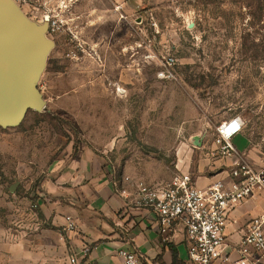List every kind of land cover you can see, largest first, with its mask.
<instances>
[{
	"label": "rangeland",
	"instance_id": "374dc122",
	"mask_svg": "<svg viewBox=\"0 0 264 264\" xmlns=\"http://www.w3.org/2000/svg\"><path fill=\"white\" fill-rule=\"evenodd\" d=\"M117 1L11 0L47 45L45 108L0 126V264H27L47 184L81 150L133 196L195 173L233 116L264 149V0ZM167 58L173 80L157 77Z\"/></svg>",
	"mask_w": 264,
	"mask_h": 264
},
{
	"label": "crops",
	"instance_id": "0c3cea01",
	"mask_svg": "<svg viewBox=\"0 0 264 264\" xmlns=\"http://www.w3.org/2000/svg\"><path fill=\"white\" fill-rule=\"evenodd\" d=\"M123 1H117L118 5L126 0ZM231 143L237 156H222L214 141L202 142V152L207 157L195 173L184 172L191 174L198 188L206 189L216 182L230 187L228 169L239 160H246L255 169L264 167V149L260 150L243 132ZM66 165L67 173L58 177L60 183L47 184V196L53 201L40 203V211H34L38 233L26 255H22L27 264H68L72 255H77L83 264H120L121 250L136 253L140 264H187L180 226H175L165 241L156 214L137 204L136 194L118 192L101 164L82 150ZM262 212L264 192L232 210L226 229L228 242H239L248 221ZM65 216L74 218L75 231L63 230ZM41 223L46 227L39 228ZM85 248H89L86 255Z\"/></svg>",
	"mask_w": 264,
	"mask_h": 264
},
{
	"label": "built area",
	"instance_id": "2783aa9c",
	"mask_svg": "<svg viewBox=\"0 0 264 264\" xmlns=\"http://www.w3.org/2000/svg\"><path fill=\"white\" fill-rule=\"evenodd\" d=\"M174 64L173 58L162 60L157 77L173 80ZM233 124L237 125L234 129ZM244 126L238 115L219 124L214 142L222 156L238 155L231 141ZM228 177L230 187L216 182L206 189L198 188L189 173L176 175L163 187L137 184L136 203L156 214L165 241L175 226L183 229L187 264H264V212L248 221L239 242L230 244L226 235L230 212L264 192V167L255 169L246 160H239L229 167ZM76 227L73 217H64V231H75ZM88 251L85 248L83 254ZM118 255L120 264H140L134 252L121 250ZM68 264L83 262L72 255Z\"/></svg>",
	"mask_w": 264,
	"mask_h": 264
},
{
	"label": "water",
	"instance_id": "95a60500",
	"mask_svg": "<svg viewBox=\"0 0 264 264\" xmlns=\"http://www.w3.org/2000/svg\"><path fill=\"white\" fill-rule=\"evenodd\" d=\"M37 36L8 0H0V126L17 125L29 110L45 108L35 84L47 45Z\"/></svg>",
	"mask_w": 264,
	"mask_h": 264
},
{
	"label": "snow or ice",
	"instance_id": "6c2138e0",
	"mask_svg": "<svg viewBox=\"0 0 264 264\" xmlns=\"http://www.w3.org/2000/svg\"><path fill=\"white\" fill-rule=\"evenodd\" d=\"M236 127H237V125H236V124H233V125H232V128H233V129H234V128H236Z\"/></svg>",
	"mask_w": 264,
	"mask_h": 264
},
{
	"label": "bare ground",
	"instance_id": "6f19581e",
	"mask_svg": "<svg viewBox=\"0 0 264 264\" xmlns=\"http://www.w3.org/2000/svg\"><path fill=\"white\" fill-rule=\"evenodd\" d=\"M8 2H10V4H12V5H13V3L11 2V0H10V1L8 0Z\"/></svg>",
	"mask_w": 264,
	"mask_h": 264
},
{
	"label": "flooded vegetation",
	"instance_id": "af4514ba",
	"mask_svg": "<svg viewBox=\"0 0 264 264\" xmlns=\"http://www.w3.org/2000/svg\"><path fill=\"white\" fill-rule=\"evenodd\" d=\"M47 21H48V19H47Z\"/></svg>",
	"mask_w": 264,
	"mask_h": 264
}]
</instances>
